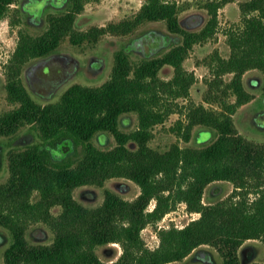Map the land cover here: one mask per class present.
Returning <instances> with one entry per match:
<instances>
[{
  "label": "trees",
  "instance_id": "obj_1",
  "mask_svg": "<svg viewBox=\"0 0 264 264\" xmlns=\"http://www.w3.org/2000/svg\"><path fill=\"white\" fill-rule=\"evenodd\" d=\"M17 1L0 0V19ZM66 1L65 10L48 14L44 32L19 31L10 64L7 97L17 106L0 114V136H12L20 126L30 124L40 140L8 151L10 176L0 184V224L12 238L4 264H172L194 251L197 256L205 251L200 248L203 245L216 247L224 264H243L239 249L245 241L260 239L264 244V143L240 134L232 114L251 99L244 82L246 72L257 69L264 76V0L241 3L242 26L228 34L230 55L213 58L218 76L233 74L226 84L237 96L230 113L190 106L188 123L181 127L180 135L186 140L198 124L207 126L215 138L201 147L173 143L165 150L150 145L154 127L173 111L169 105L174 102L163 93L174 99L190 94L197 77L184 62L195 44L214 36L219 9L232 0L209 1L210 16L200 31L185 29L177 2L165 0H146L132 20L81 31L76 21L86 0ZM146 21H165L182 37L181 42L138 61L119 50L108 81L99 86L75 83L57 101L37 100L21 77L27 60L51 55L68 35L74 45L96 43L104 32L128 33ZM166 65L174 68L169 81L160 74ZM132 113L138 116V127L125 131L121 118ZM100 134L113 135L115 145L97 144L95 138ZM115 177L136 182L140 194L129 200L106 189L104 201L94 207L75 197L76 188L104 186ZM217 181L231 182L234 191L206 204L205 190ZM213 190L221 193L216 185ZM152 199L156 204L150 209ZM183 201L201 215L181 228L159 230L158 247L149 248L142 230ZM56 206L61 208L57 215L53 212ZM39 221L52 227L50 242L27 238L28 223ZM111 243H118L122 253L116 259H103L98 247Z\"/></svg>",
  "mask_w": 264,
  "mask_h": 264
},
{
  "label": "rangeland",
  "instance_id": "obj_2",
  "mask_svg": "<svg viewBox=\"0 0 264 264\" xmlns=\"http://www.w3.org/2000/svg\"><path fill=\"white\" fill-rule=\"evenodd\" d=\"M175 1L178 5L180 24L188 30L200 31L209 19L207 3L212 0H165ZM246 0H232L219 9V23L216 33L209 39L197 43L188 54L184 64L187 70L194 72L197 82L186 97L174 99L171 94L164 98L173 101V108L165 122L157 124L153 131L154 137L150 145L160 149H168L173 143L182 147H201L215 138V133L205 125L198 124L193 128L189 140L181 136V127L188 123L189 107L204 105L209 110L230 113L229 106L237 101L233 91L226 84L232 79V73L218 76L217 63L214 56L228 57L231 46L228 34L242 26L244 17L241 3ZM146 0H86L83 10L79 13L76 27L87 31L91 28H107L136 17ZM66 0H18L9 7L8 12L0 19V114L15 108L17 105L8 100L7 79L11 60L19 42V31L25 29L34 35L45 31L48 26L47 17L50 13L65 10ZM182 37L172 32L165 21H146L128 33L104 34L96 43L74 45L70 36H66L59 47L46 57L31 58L22 68L21 77L32 95L45 103L57 101L64 91L75 83L99 86L108 81L114 70L115 55L119 50H126L133 61L159 55L181 42ZM161 78L169 81L174 76V68L166 65L162 68ZM244 82L251 94V99L238 106L232 114L236 130L250 140L264 143V76L261 71L252 69L244 75ZM219 84V85H217ZM139 119L136 113L122 116L120 126L125 131L135 130ZM40 140L34 126L22 125L12 136H0V184L10 176L8 151L12 147H24ZM95 142L102 147H113L116 140L111 134H100ZM135 146L134 143L130 144ZM216 185L220 194L211 192ZM110 189L129 200L135 199L141 187L126 177L108 179L104 186L83 185L76 188L75 197L83 204L94 207L105 199V190ZM234 191V184L229 181H217L205 190L204 202L207 204L219 196L226 197ZM253 197V195L251 194ZM37 193L34 194V198ZM156 200L152 199V209ZM59 214L61 208H53ZM201 214L188 209L186 202L167 213L155 225H148L142 230V236L149 248H156L160 243L159 230L172 226H185ZM10 231L0 224V264H4V252L11 242ZM27 238L32 242L48 241L54 238L52 227L45 221L29 222ZM205 248L197 256L195 251L186 259L172 264H195L203 261L209 264H224L219 250L212 245ZM240 258L243 264L264 263V244L260 239H249L241 246ZM99 255L106 260L116 259L122 253L118 243L98 247ZM210 253V255H208ZM208 255V256H207ZM194 256V257H193ZM211 256V257H210Z\"/></svg>",
  "mask_w": 264,
  "mask_h": 264
},
{
  "label": "built area",
  "instance_id": "obj_3",
  "mask_svg": "<svg viewBox=\"0 0 264 264\" xmlns=\"http://www.w3.org/2000/svg\"><path fill=\"white\" fill-rule=\"evenodd\" d=\"M177 227H180V228H181V227H183V226H177Z\"/></svg>",
  "mask_w": 264,
  "mask_h": 264
}]
</instances>
